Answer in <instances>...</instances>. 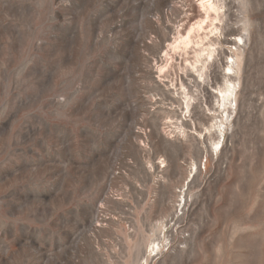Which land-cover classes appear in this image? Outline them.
<instances>
[{"label":"rangeland","instance_id":"rangeland-1","mask_svg":"<svg viewBox=\"0 0 264 264\" xmlns=\"http://www.w3.org/2000/svg\"><path fill=\"white\" fill-rule=\"evenodd\" d=\"M199 9L0 0V264H264V0H226L247 39L216 151L166 94Z\"/></svg>","mask_w":264,"mask_h":264},{"label":"bare ground","instance_id":"bare-ground-1","mask_svg":"<svg viewBox=\"0 0 264 264\" xmlns=\"http://www.w3.org/2000/svg\"><path fill=\"white\" fill-rule=\"evenodd\" d=\"M199 6V18L184 33L178 31V43L172 46L174 51L182 47L185 54H188L190 48L193 52L190 57L181 53L180 63L175 62L181 73L174 74L172 79L176 83L179 81V87L174 88L176 91L173 94L170 92L166 94L170 95V98L182 99L181 119L177 121L180 127L192 115L199 116L202 112L207 116L205 122L209 124L204 130L208 133L214 130L215 134H218L210 143L213 151H216L221 147V139L230 123L231 113L236 109L239 77L235 75L241 71L244 52L242 46L247 39L245 35L247 29H243L244 33L237 32L232 34L233 36H226L230 30L226 17V0H199ZM181 75L189 80H195L198 89L189 92L181 80ZM212 85L216 86L214 90L210 89ZM206 101H209L208 105L205 104ZM215 111H218L217 114ZM156 250L157 245L151 244L149 254Z\"/></svg>","mask_w":264,"mask_h":264}]
</instances>
